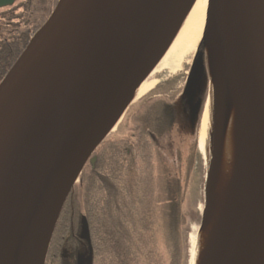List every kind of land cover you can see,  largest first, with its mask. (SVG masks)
<instances>
[{
  "label": "water",
  "instance_id": "obj_1",
  "mask_svg": "<svg viewBox=\"0 0 264 264\" xmlns=\"http://www.w3.org/2000/svg\"><path fill=\"white\" fill-rule=\"evenodd\" d=\"M103 1L58 0L0 81V264H35L48 249L79 175L87 162L94 165L95 149L131 104L188 2L124 0L121 21L98 23L104 36L76 50L81 24ZM210 2L215 94L206 204L232 76L241 93L244 132L241 196L211 264H264V0ZM200 103L192 105V118ZM126 157L134 167L132 144ZM205 221L203 213L202 227Z\"/></svg>",
  "mask_w": 264,
  "mask_h": 264
},
{
  "label": "trees",
  "instance_id": "obj_2",
  "mask_svg": "<svg viewBox=\"0 0 264 264\" xmlns=\"http://www.w3.org/2000/svg\"><path fill=\"white\" fill-rule=\"evenodd\" d=\"M204 44L202 38L178 109L158 97L134 114V133L128 134L141 136L134 167L123 150L126 136L113 135L95 149L94 165L86 163L63 205L44 264H76L80 253L85 264H189L191 223L199 216L189 186L208 90ZM192 93L201 97L194 119L188 108ZM188 125L191 142L177 158L183 164H170L157 141Z\"/></svg>",
  "mask_w": 264,
  "mask_h": 264
},
{
  "label": "bare ground",
  "instance_id": "obj_3",
  "mask_svg": "<svg viewBox=\"0 0 264 264\" xmlns=\"http://www.w3.org/2000/svg\"><path fill=\"white\" fill-rule=\"evenodd\" d=\"M211 0H188L177 27L167 43L163 53L155 63L147 78L136 88L131 102L143 98L155 84L157 77L164 78L180 70L187 64L202 39L206 26V40L211 32ZM102 9L92 15V20H85L75 39L76 50L85 41L100 38L105 32L100 30V23L105 21L118 24L124 14V0H104ZM210 18V20H209ZM99 23V24H98ZM237 81L232 76L226 115L220 131L219 155L212 177L207 184L208 204L203 207L206 215L204 226L190 234V263L211 264L222 241L225 239L234 221L242 191L244 173V147L242 101ZM211 93L204 104L199 130V151L206 153L210 139L212 117ZM116 124L111 128L113 131ZM45 245L35 261L43 264L46 256Z\"/></svg>",
  "mask_w": 264,
  "mask_h": 264
},
{
  "label": "rangeland",
  "instance_id": "obj_4",
  "mask_svg": "<svg viewBox=\"0 0 264 264\" xmlns=\"http://www.w3.org/2000/svg\"><path fill=\"white\" fill-rule=\"evenodd\" d=\"M197 47H196L194 54L190 58L189 62L185 64L180 70L172 72L169 75H166L164 78L157 77L155 79V84L152 87V90L149 91L140 100L133 102L129 105L126 112L123 114L120 120L116 123L114 130L110 131L109 135L105 138V141L109 140V138L113 137V135H116V134L121 135V136L122 135L125 136L128 134L130 130V124L128 123V120L132 112L141 103H143V101L149 96L159 95V96L167 97L168 99H170L172 102L175 103L174 105L178 109L180 105L179 98H181L185 94L184 88L187 85L186 83L189 79L188 77H189V73L192 67L193 59L197 51ZM210 48H211L210 39L209 41L205 39L204 51L207 53L209 57L208 90H207L206 99L208 98V95L211 93L212 106H213V99H214L215 92H214L213 74L211 71V54H210L211 50ZM206 99H205V102H206ZM201 118H202V115H201ZM189 128L190 127L188 125V128H187L188 130L185 129L183 130V132H177L178 134L173 131V134H170L166 136L165 138L163 137L162 141H159L160 144L162 145L164 155L168 156V161L170 162V164H176L178 162H181L183 164V160L179 159L180 161L177 162V158L179 157L178 154L185 156L187 153L188 144L191 142V136H190L191 134H189V131H190ZM198 128H199L198 129V139H199L200 125ZM213 136H214L213 133L210 132L208 151L206 153L200 152L198 147L196 151V157L194 160L193 172H192V176H194V179L193 181H191L189 187L190 189H192V198L197 200V211L199 213V216H198V220L193 221L191 223V233L196 230L198 231L201 227L203 207L206 204L204 200L206 179H207L206 174H207V170L209 167V161L211 158V148H212ZM190 248H191V243H190ZM189 259H190V249H189ZM189 263H190V260H189Z\"/></svg>",
  "mask_w": 264,
  "mask_h": 264
},
{
  "label": "flooded vegetation",
  "instance_id": "obj_5",
  "mask_svg": "<svg viewBox=\"0 0 264 264\" xmlns=\"http://www.w3.org/2000/svg\"><path fill=\"white\" fill-rule=\"evenodd\" d=\"M57 1L58 0H0V81L24 50L34 33L51 14ZM191 96L192 98H189L190 105L188 107L190 115L192 105L198 99L201 102L200 96L197 97L195 94ZM158 97L164 96H149L132 112L128 120L130 126L134 124V114L137 109L145 106L149 100ZM131 129L130 132L132 131ZM132 132L134 133V131ZM133 133L125 135L127 138V142L123 145L125 153L128 144H132L134 150L139 146L141 136L140 134L136 135ZM157 143L160 144L159 141H157ZM85 259V254L80 253L77 257L76 264H78L79 261L85 264Z\"/></svg>",
  "mask_w": 264,
  "mask_h": 264
}]
</instances>
